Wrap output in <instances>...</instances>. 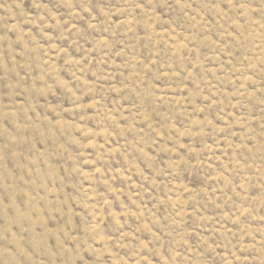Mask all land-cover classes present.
I'll list each match as a JSON object with an SVG mask.
<instances>
[{"label":"rangeland","instance_id":"obj_1","mask_svg":"<svg viewBox=\"0 0 264 264\" xmlns=\"http://www.w3.org/2000/svg\"><path fill=\"white\" fill-rule=\"evenodd\" d=\"M0 264H264V0H0Z\"/></svg>","mask_w":264,"mask_h":264}]
</instances>
